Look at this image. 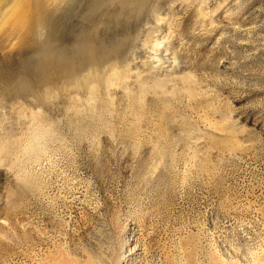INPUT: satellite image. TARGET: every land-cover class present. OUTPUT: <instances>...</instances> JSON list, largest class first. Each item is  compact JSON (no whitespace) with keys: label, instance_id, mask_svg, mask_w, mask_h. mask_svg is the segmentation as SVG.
Masks as SVG:
<instances>
[{"label":"rangeland","instance_id":"rangeland-1","mask_svg":"<svg viewBox=\"0 0 264 264\" xmlns=\"http://www.w3.org/2000/svg\"><path fill=\"white\" fill-rule=\"evenodd\" d=\"M16 8L0 30V264H262L264 0ZM77 36L68 70H43ZM112 64L130 71L111 85Z\"/></svg>","mask_w":264,"mask_h":264},{"label":"bare ground","instance_id":"bare-ground-1","mask_svg":"<svg viewBox=\"0 0 264 264\" xmlns=\"http://www.w3.org/2000/svg\"><path fill=\"white\" fill-rule=\"evenodd\" d=\"M13 2V3H12ZM18 6V0H0V30L2 27H4V25L8 24V23H12L14 21H10L9 20H15L14 24L19 20L21 22V18L24 21L23 15L22 13L24 12V10H19L16 7ZM43 16V15H42ZM18 23V22H17ZM5 28V27H4ZM81 36V35H80ZM77 40L73 41V43H70V49H68L67 51H62V55L60 52L59 56L57 54V58L56 56H52V57H48L47 60H44V62L40 65L43 70H47L48 68H50V65L54 66L56 65L57 67H59V69H64V70H68V66H69V60L72 59L74 56H77V52H75L74 48L76 46H78L81 42V39H79V37L77 36ZM65 41V39H64ZM67 41V40H66ZM62 42V41H61ZM79 43V44H78ZM66 44V43H65ZM64 44V45H65ZM78 44V45H77ZM86 44V43H85ZM84 44V45H85ZM68 45V44H67ZM56 48V47H55ZM53 48V49H55ZM91 48V47H90ZM51 51V50H50ZM71 52V53H70ZM75 52V53H74ZM70 53V54H69ZM75 54V55H74ZM78 57V56H77ZM76 57V58H77ZM127 57V56H125ZM122 57L123 60H125L126 58ZM32 59V58H31ZM118 59V58H117ZM73 61V60H72ZM114 62V61H113ZM111 62V63H113ZM124 62V61H123ZM126 62V60H125ZM27 68H30V63L31 60H27ZM74 63V62H73ZM121 63V62H120ZM119 63V64H120ZM124 64V63H123ZM113 65V64H112ZM121 65V64H120ZM129 64H126V69H122V70H117L115 69L114 65V70L112 71L111 75L109 76V84H113L115 83L116 80H120V79H124L126 77L129 76V71L130 68L128 66ZM61 66H63V68H61ZM25 67V66H24ZM38 67V66H37ZM56 67V68H57ZM67 67V68H66ZM88 67V66H87ZM121 67V66H120ZM118 67V68H120ZM123 67V66H122ZM112 68V67H111ZM41 71V70H40ZM94 71V70H93ZM83 72V71H82ZM92 72V71H90ZM85 73V72H83ZM87 76V74H86ZM85 76V77H86ZM84 77V76H83ZM82 77V78H83ZM80 78V79H82ZM79 80V79H78ZM88 80V79H87ZM145 82V81H144ZM154 84H158L154 81ZM155 86V85H154ZM78 87V86H76ZM143 87V86H142ZM146 89H141V93H144ZM139 95V94H137ZM135 98V97H134ZM139 99V98H138ZM31 150V149H30ZM28 151V150H27ZM84 255V254H83ZM129 258L127 257L124 262H119V256L116 257L115 263L114 264H130L129 263ZM73 261V260H72ZM123 261V260H122ZM64 262V261H63ZM261 262V261H260ZM62 263V262H61ZM68 264V263H67ZM70 264H75L74 262H71ZM80 264H109L107 261H105L104 259L100 258L99 256H97L95 253H86V257L82 260V262H80ZM261 264V263H260ZM262 264H264V256H262Z\"/></svg>","mask_w":264,"mask_h":264},{"label":"water","instance_id":"water-1","mask_svg":"<svg viewBox=\"0 0 264 264\" xmlns=\"http://www.w3.org/2000/svg\"><path fill=\"white\" fill-rule=\"evenodd\" d=\"M33 146H34V143L31 142V147L33 148Z\"/></svg>","mask_w":264,"mask_h":264},{"label":"snow or ice","instance_id":"snow-or-ice-1","mask_svg":"<svg viewBox=\"0 0 264 264\" xmlns=\"http://www.w3.org/2000/svg\"><path fill=\"white\" fill-rule=\"evenodd\" d=\"M0 176H2V172H0Z\"/></svg>","mask_w":264,"mask_h":264}]
</instances>
